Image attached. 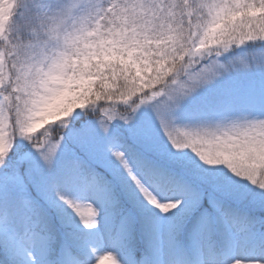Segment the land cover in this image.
<instances>
[{
    "label": "snow or ice",
    "instance_id": "6c2138e0",
    "mask_svg": "<svg viewBox=\"0 0 264 264\" xmlns=\"http://www.w3.org/2000/svg\"><path fill=\"white\" fill-rule=\"evenodd\" d=\"M0 264H264V0H0Z\"/></svg>",
    "mask_w": 264,
    "mask_h": 264
}]
</instances>
